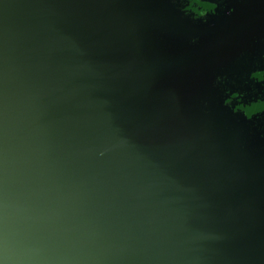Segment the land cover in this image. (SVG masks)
<instances>
[{"label":"water","instance_id":"1","mask_svg":"<svg viewBox=\"0 0 264 264\" xmlns=\"http://www.w3.org/2000/svg\"><path fill=\"white\" fill-rule=\"evenodd\" d=\"M125 4L0 0V264H264Z\"/></svg>","mask_w":264,"mask_h":264},{"label":"trees","instance_id":"2","mask_svg":"<svg viewBox=\"0 0 264 264\" xmlns=\"http://www.w3.org/2000/svg\"><path fill=\"white\" fill-rule=\"evenodd\" d=\"M165 2L172 13V17L178 23L190 24L194 29L204 25L201 20L206 12L210 14L211 18H220L224 17L231 7L229 0H166ZM213 5H215L214 8ZM132 9L135 10V6H132ZM131 16L134 22L138 24L136 31L142 43L147 45V49L153 55L164 56L159 64L165 68L173 69L168 76L186 64L184 60L177 57L179 51L177 46L180 44L176 45L175 42L182 40L183 33L180 34L171 28L170 31L165 28L163 30V24L159 27L151 16L143 15L142 22L136 21L138 18L141 19L136 14H131ZM199 41V34H194L189 38V43L192 44L190 46L198 44ZM184 45L180 46L183 48ZM174 46L176 47L174 48ZM186 46H184V49ZM250 57L251 53L248 50L236 51L235 54L230 55L225 66L216 69L217 73L212 76H208L214 98L212 96L207 103L211 107L210 111L217 110L223 114V116L220 115L223 122L215 128V134L221 135L226 130L231 132V139L229 140L232 141L231 144L229 143L224 147L225 152L228 155L233 153L234 160L241 162L239 167L247 170L251 169L256 177L259 187L256 190L252 189L254 193L250 191L251 189L244 188L240 182H236L238 188L234 183L233 186L238 190L240 189L241 192L238 190L237 192L243 204L248 208L246 211L250 209V212H247L256 216L255 222L264 231V126L261 127L259 118L255 117L258 113L252 115V118L249 119L245 111L264 108V78L257 79L253 77L257 68H252L254 63L250 60ZM201 80L202 78L199 77L197 84ZM199 85H194V93L191 94V97L195 103V112L199 123L197 124L201 129L200 114L202 113L204 100ZM204 90L206 89L204 88ZM202 92L205 93V91ZM236 95L237 97H234ZM253 95L256 96V100L252 98ZM235 105H239L238 114L234 113Z\"/></svg>","mask_w":264,"mask_h":264},{"label":"flooded vegetation","instance_id":"3","mask_svg":"<svg viewBox=\"0 0 264 264\" xmlns=\"http://www.w3.org/2000/svg\"><path fill=\"white\" fill-rule=\"evenodd\" d=\"M165 1L166 0H126L127 5L125 4V6L131 14H136L137 16L141 17V19L138 18L136 21L142 22L143 15L151 16L155 19L156 25H159V27H161L163 24V26L166 25L168 29L171 28L180 34L183 33L182 40L175 42L176 45H187L185 49L184 46L183 48L180 45V47L177 46L179 50L177 57L184 60L186 63L185 65L193 62L199 57V55L203 54V56L198 61H196L194 65H192L186 71V73H184V76L185 74L190 75L187 78L185 89L186 95L190 97L188 104L190 106V115L194 123H198L195 112L196 109L194 106L195 103L191 97V94L194 93V85L198 86L200 84L199 90L202 93V97L205 102H203V109L202 113L200 114V125L202 127L200 135L203 151L206 153L215 173L217 175L219 174L220 179L224 177L226 180L232 181L233 177L232 175L227 174V170L224 169V166L219 167L218 163L213 160V156H217L220 159H223L224 156V159L232 164V168L244 173L245 175H248L247 180L255 182L254 189L256 190L259 185L257 184V180L255 179L256 177L253 174V171L251 169L247 170L240 168L239 164L241 162L234 160V154L229 153L228 155L224 150V147L232 141L229 140L231 139V132L226 130L225 132L221 133V135L215 134V128H217L223 122L220 117V115L223 116V114L217 110L210 111L211 107H209L207 102L210 101L212 96L214 98V93L210 89L211 82L209 81L208 76H212L213 74L217 73L216 69L225 66V64L229 61L230 55L235 54L236 51L243 52L244 50H248L251 53L250 60L254 63L252 68H257V71L254 73L253 77L257 79L264 78V0H229L231 7L224 17L211 18L209 16L210 14L206 12L202 17L203 19L201 20L202 24L204 25L199 26L198 29H194V27H192L190 24L183 25L178 23V21L172 17V13L170 12ZM132 6H135L136 9L133 10ZM159 14L163 20L159 19ZM167 14L169 15L168 17H166ZM167 23H169L171 27H169ZM173 24H176L177 26H173ZM136 26L138 27V24L135 22V27ZM163 26L162 28L164 30L165 27ZM194 34L200 35V41L198 44L190 46L192 44L189 43V38H191V36ZM175 47L176 46H174V48ZM146 50L147 55L153 56L155 60H157L155 62L156 64L161 63L162 59H164V56H158V54L153 55V53L147 48ZM208 58H211V60L207 62ZM214 59L217 60L213 61ZM179 70L173 74L171 73L170 75H174ZM182 77L183 76H181L179 79ZM199 77L202 78V80L197 84ZM179 79H177L176 83H178ZM204 88L206 90H204ZM202 91H205V93ZM234 97H237V95ZM252 98L256 100L255 95H253ZM238 107L239 105L234 106L235 114L239 113L237 110ZM255 117L259 118L261 127L264 126V111L258 112V115ZM198 124H196L197 129H200ZM228 135L230 137L226 138ZM225 140L227 141L226 143L224 142ZM236 182L237 181L233 180L231 183L236 184Z\"/></svg>","mask_w":264,"mask_h":264},{"label":"rangeland","instance_id":"4","mask_svg":"<svg viewBox=\"0 0 264 264\" xmlns=\"http://www.w3.org/2000/svg\"><path fill=\"white\" fill-rule=\"evenodd\" d=\"M163 16V15H162ZM169 15L167 14L166 15V17H168ZM158 17H159V19H161V20H163L161 17H160V14L158 15ZM135 23L133 22V25H134ZM171 24V23H170ZM167 25H169V23H167ZM173 26H177L176 24H173ZM163 27H165V28H167V26L165 25V26H163ZM169 27H171L170 25H169ZM168 29V28H167ZM171 29H168V31H170ZM142 46V45H141ZM145 48H147V45H143ZM144 52H146V53H144L145 55V58L147 59V62H148V65H149V67H150V69H151V73H152V75L154 74V76L156 77V79L157 80H162V79H164L165 77H167L168 76V74H169V72L170 71H172L173 69L171 68V69H168V68H165V67H163L161 64H156L155 62L157 61V60H155V58L153 57V56H149V55H147V50L146 51H144ZM209 60H211V58H208L207 59V62L209 61ZM215 60H217V59H214L213 61H215ZM190 75L189 74H185V76H183L181 79H179L178 80V83H176V84H174V86H173V93H174V95L176 96V97H178L177 98V100H178V102H179V104L181 105V107L183 108V110H184V112H185V114H186V117L188 118V123H190V125L192 126V128H193V130H194V132H195V135L196 136H198L199 134H201V129H197V126H196V124L197 123H194V121L192 120V118H191V115H190V106H189V104H188V101H190V97L189 96H187L184 92H183V90L184 91H186V89H185V84L187 83V78L189 77ZM230 136L228 135L226 138H229ZM201 144H202V141H201ZM213 160L216 162V163H218V165H219V167L221 166H224L225 168V170H227L226 172H227V174H230V175H232V179L234 180V181H237V182H240V183H242L243 184V187L244 188H248L251 192H253L254 193V191L252 190V189H254V186H255V182L254 181H250V180H247V176L248 175H245L244 173H242V172H240V171H238V170H236V169H234V168H232V164L229 162V161H226L225 159H224V156H223V159H220L219 157H217V156H213ZM221 164V165H220ZM216 174V173H215ZM217 177L219 178V174L217 175ZM221 180H222V182L224 181V177L223 178H221ZM233 180L232 181H230V189H231V192H230V194H229V196H231V197H233L234 199H237V200H239L240 201V197L236 194V192H234L233 191V183H231V182H233ZM228 181V180H227ZM235 188V187H234ZM237 188H238V185H237ZM237 188H235L236 189V191L238 190ZM240 190V189H239ZM238 190V191H239ZM239 192H241V191H239ZM252 193V194H253ZM239 194V193H238ZM249 216L251 217V216H253V213H250L249 214Z\"/></svg>","mask_w":264,"mask_h":264},{"label":"clouds","instance_id":"5","mask_svg":"<svg viewBox=\"0 0 264 264\" xmlns=\"http://www.w3.org/2000/svg\"><path fill=\"white\" fill-rule=\"evenodd\" d=\"M212 7L214 8L215 5H213ZM245 111H246V115L248 116V118L251 119L252 115L257 114L260 111H264V108H262V109H252L250 111L249 110H245Z\"/></svg>","mask_w":264,"mask_h":264}]
</instances>
